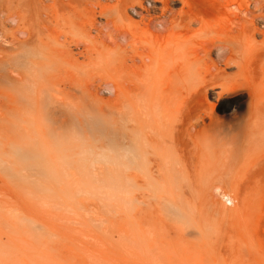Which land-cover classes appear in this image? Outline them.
<instances>
[{
	"label": "rangeland",
	"instance_id": "obj_1",
	"mask_svg": "<svg viewBox=\"0 0 264 264\" xmlns=\"http://www.w3.org/2000/svg\"><path fill=\"white\" fill-rule=\"evenodd\" d=\"M234 7L0 0V264H264V151L210 126H248L251 98L187 106Z\"/></svg>",
	"mask_w": 264,
	"mask_h": 264
},
{
	"label": "bare ground",
	"instance_id": "obj_2",
	"mask_svg": "<svg viewBox=\"0 0 264 264\" xmlns=\"http://www.w3.org/2000/svg\"><path fill=\"white\" fill-rule=\"evenodd\" d=\"M221 2L236 6L234 9L236 8L235 11L238 12L232 14L225 30L218 32L213 38L200 45L201 56L198 59L202 61L198 62L204 66V72L197 84V92L195 91L187 106H200L196 101L197 93L208 95V88L212 86L219 89L216 93L218 99L246 92L251 98L249 102L251 123L248 126L235 129L231 134H225L223 127L218 124L212 123L210 126L220 135L218 143L227 147L226 153L233 151L250 153L255 150L262 152L264 151V113L260 111L264 109V29L258 26L261 22L264 24V0H221ZM194 20L198 21L196 16ZM257 38L261 40L257 41ZM27 55L23 52L15 57L14 66L22 67ZM212 55L217 56L219 60L212 61L210 59ZM197 57L198 54H195L196 60ZM231 67L236 69L235 76L239 78V81L234 84L224 82L220 77V71L229 70ZM210 69L213 72L209 73ZM192 118V114H189L188 121ZM127 140L125 141L124 137L119 147L120 153L117 154L118 157L131 161L137 154L133 150V142L128 138ZM111 143H113L112 140Z\"/></svg>",
	"mask_w": 264,
	"mask_h": 264
}]
</instances>
